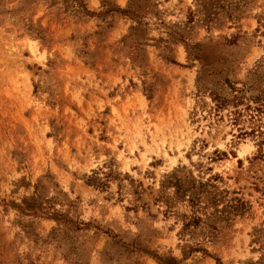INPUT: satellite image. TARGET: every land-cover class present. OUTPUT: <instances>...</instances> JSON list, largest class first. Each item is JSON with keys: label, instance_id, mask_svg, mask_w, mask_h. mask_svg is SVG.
I'll return each instance as SVG.
<instances>
[{"label": "rangeland", "instance_id": "obj_1", "mask_svg": "<svg viewBox=\"0 0 264 264\" xmlns=\"http://www.w3.org/2000/svg\"><path fill=\"white\" fill-rule=\"evenodd\" d=\"M0 264H264V0H0Z\"/></svg>", "mask_w": 264, "mask_h": 264}, {"label": "trees", "instance_id": "obj_2", "mask_svg": "<svg viewBox=\"0 0 264 264\" xmlns=\"http://www.w3.org/2000/svg\"><path fill=\"white\" fill-rule=\"evenodd\" d=\"M210 1H214V0H210ZM210 8H211V7H210ZM211 10H212V8H211ZM206 18H207V21H208V22H211V19H212V17H211V13H210ZM171 177H174V174H173ZM176 187H177V186H176ZM177 188L179 189V187H177ZM185 192H188L189 197H190L191 200H193L194 197L196 196V193H194V191H190L189 188L186 189Z\"/></svg>", "mask_w": 264, "mask_h": 264}]
</instances>
